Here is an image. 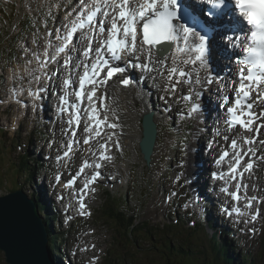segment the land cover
<instances>
[{
    "label": "snow or ice",
    "instance_id": "snow-or-ice-1",
    "mask_svg": "<svg viewBox=\"0 0 264 264\" xmlns=\"http://www.w3.org/2000/svg\"><path fill=\"white\" fill-rule=\"evenodd\" d=\"M209 3L211 7L208 14L216 19L201 24L182 9L181 0H81L79 10L74 9L76 15L64 26L66 34L57 37L63 41L62 45L51 55L46 49L45 59L37 57V61L39 68L45 69L47 63L57 60L58 54L66 52L74 35L84 30L82 38L87 42L82 53L84 61L75 66L83 67V72L78 74L79 87L74 93H69L67 89L75 81L70 77L64 79L65 94L59 97L58 111L63 113L69 110L68 96L74 94L77 103L70 106L69 125L79 126V104L87 101L83 109L87 115L84 131L90 135L85 137V144L100 136L103 127H118L117 124L108 122L106 113L101 115V110L106 107L105 96L101 94L97 97V91L106 88L113 77H117L125 87L136 84L137 81L125 75L127 67L131 66L140 71V81L150 80V86L162 93L159 99L167 106L165 111L176 103L184 104L185 107L178 113L180 120L196 119L201 114L200 101L203 93L213 84L219 83L221 86L217 91L221 93L223 101L220 107L225 110L226 131L233 132L237 128L241 130L231 138L228 146L231 149L232 163L227 176L236 180L238 175L242 178L243 172L253 168L252 156H255L256 149L252 145L257 143V136L261 128H264V109L256 111L260 105H264V0H209ZM224 16L227 17L226 21L220 23L218 18ZM207 24H216L218 30L224 33L221 38L228 49L234 55L238 53L234 60L237 69L231 76L221 78L211 69ZM118 62H123L125 66H120ZM69 63L70 58L66 57L64 66ZM33 78L39 82L41 76ZM225 91L230 92L231 96L225 95ZM29 95L34 100L37 99L39 90L30 92ZM97 99L100 101L99 109ZM244 132L251 135L244 136ZM72 134L75 136V131ZM216 135L220 133L217 132ZM223 138L230 139L228 136ZM241 140L248 146L246 149L241 148ZM258 142L264 145V140ZM73 143L74 141L68 143L65 157L72 151ZM116 146L119 147L118 144ZM99 147L101 152L98 159L109 160L106 144H100ZM229 155V151H223L215 163L220 165ZM245 156L249 157L248 162L243 171H238ZM88 166L90 165L85 162L80 173ZM101 167V163L95 164L96 169ZM99 175L98 171L94 173L85 182L84 189L94 183ZM214 177L224 179L225 175L214 174ZM74 181L75 177L66 186ZM235 187L236 191L230 195L234 201L239 202V191L241 187L246 189L247 185L238 182ZM222 191L227 192V189ZM253 201L259 203L257 197L252 196L247 198L245 207L251 208ZM83 207L81 204V208ZM232 211L243 215L238 207H233ZM258 214L257 210L252 219L255 220Z\"/></svg>",
    "mask_w": 264,
    "mask_h": 264
},
{
    "label": "rangeland",
    "instance_id": "rangeland-1",
    "mask_svg": "<svg viewBox=\"0 0 264 264\" xmlns=\"http://www.w3.org/2000/svg\"><path fill=\"white\" fill-rule=\"evenodd\" d=\"M47 1L50 3V5L47 3ZM60 1L61 0H21V1L15 0L14 3L10 2L4 4V2L0 0V12H2L3 10L4 11L7 10V12L9 14H12V16L16 14L27 15L29 13H33V16L36 17V13L35 11H33V9L38 10L39 8H43L45 14L50 16V19H52L50 23L54 25L53 26L54 28L57 26H61V24L66 21L67 17H68V21L71 19V17L68 16L70 12H68L65 16L59 14V12L64 11L65 9V5L63 3H60ZM80 3L81 2H78V5H80ZM28 5L30 6L31 10L30 8L27 7ZM78 5L75 6L74 8L75 10H78ZM16 22L17 19H15L13 25H15ZM41 27H42V32L39 33L35 37V40L31 41L30 44H28L27 43L28 40H26V41H21L20 45L16 48H13L11 46L8 47L5 44L0 46V51H1L0 52V96H2L6 101L0 103L3 104L9 102L7 87L10 84H16L21 87L35 86L34 78L29 80L27 79L32 74L33 77L36 76V73L34 72L35 68L32 67V62L24 57V54L20 55L21 53L20 49L21 48L23 50H27L31 48L39 49L40 47H42L43 45L42 39L44 32H46V29L44 28V25L42 23H41ZM13 50H15L19 55L13 63L12 62L10 63L7 60L13 55L12 52ZM144 85H146L148 89H154L151 86H149L147 83H145ZM106 91L107 93L113 94L112 87L107 88ZM124 93L125 91L122 92V94ZM152 95L155 96L157 94L154 93ZM26 97L27 95L25 94L24 98ZM158 102H160V100H158ZM50 104H52V99L50 101ZM117 105H118V101H117ZM120 105L124 106L127 109L123 97H121ZM6 106L7 105H3L0 107V189L2 191L1 196H3V194L4 196L6 194L8 195L11 193V190H17L20 188L27 194L29 198H34L33 195H35L36 199L39 200L40 206L42 205L45 207L46 205L40 201L36 193V188L39 191L42 190V186H40L41 177H44L46 174H48L47 181L51 183L55 173L57 172L58 173L67 172L68 174L71 173L76 168L77 164H79L83 159L91 157L96 153L97 145L90 146L88 150L80 149L77 153L73 155V157L71 158L72 160L68 167L67 165L57 166L55 163H53L52 160L46 161L45 157L48 156L49 154L56 155L62 152L65 148L66 140L63 138L62 135L63 127L57 126V124L54 125V120L51 119V110H49V108H46L43 112L40 110V108H38V106L36 108V106H32V104H27L26 105L27 111L24 112V111H19V109L17 108L5 109ZM119 110L120 112L118 113L117 106L115 105L109 107V114L115 113V119L117 116L118 124L117 122L115 123L118 125V131L116 133V137L110 136L111 139H108L109 136H107L106 138L108 139V141L115 143L118 141V143H120L122 149L124 150V154L117 153L116 159L113 161V163L108 164L105 170L108 172V176H112L109 179L113 181V179L115 178L116 179L115 184H117L120 189L122 188L126 192L128 199H131L132 207H137L141 205L140 217L142 220H147L150 222L152 221L155 222V220H157L158 222L157 224H162V223H164V225L168 224L172 222L171 219H175V215L172 213L171 208H169L170 212H168L169 210L163 211L164 207L162 204V198H163L162 196L165 195L166 192L172 190V188L174 187H176V190L179 193L178 196H180V194L184 195V193L186 192L185 188L180 187L179 185L180 183L174 184L176 179L175 174L178 169V162L181 161L184 163L185 162L184 159H187L185 153L178 152L180 150V145L184 141L178 140L179 137H170L169 136L170 133L166 131L168 130V128L164 131V127L161 126L160 138L159 141H157V148L154 153V160H155L154 166L152 168L143 170V173L141 174L143 182L141 184H138V176L136 174H133V171L135 173V166L139 165L141 167V163L138 162L139 153H138L137 142L132 140L129 141L131 143L128 144L127 141V136L131 134L129 132L136 134V127H138L137 122L133 118L134 125L131 126L129 125V127H127L126 125L127 121L125 120L126 110L124 108ZM215 117H217V115ZM220 117L221 115L219 114V118ZM108 118L111 121H113L111 117ZM220 123L222 124L221 120ZM16 125H18L17 131H21L20 135L16 134L17 131L12 133V130H14L17 127ZM7 129H11L10 132H8ZM34 132H42L45 134V136L39 135V137L37 136L34 138L33 137ZM204 133L205 132H203V134ZM210 137H211V133L209 132L207 139H209ZM219 140L220 139H218L217 142L218 144H219ZM27 142H29L28 145ZM19 147H21L22 149L20 150ZM201 149H202L201 147L197 149V153H198L197 158L200 159V161H202L203 158V151ZM192 150H195L193 146L191 147V151ZM27 151L30 155V160L32 162H34L33 159H37V162L39 164H41L42 161H45V167L43 171L41 172L38 171L36 176L30 178L28 171H24L22 173L19 171L20 172L19 174L16 168L19 156L22 153H27ZM189 168L190 167L188 164V169ZM201 174L202 172H199V175ZM148 175L149 178L146 177ZM158 177H161V179H159ZM179 177H182V183L186 187L187 182L185 179V174L182 173L179 175ZM127 182L130 184L128 185L130 186V188L125 187ZM262 182H264V179H262ZM142 186L145 187L142 188ZM113 190L116 191L117 188L115 187ZM97 194L96 197H92L91 199L92 201L91 206L95 208V215L93 216L92 221H89L86 218L76 220L75 222H78V224L73 226L74 224L73 223L71 225L73 228L70 229L69 233L67 234V237L63 241L61 240L63 237H65V235H63L62 233V228L58 227L57 225H54V229H53L54 231L50 237L59 239L61 241L60 242L61 249H65V247L68 246L71 249L75 250L76 245L80 243L81 240L80 238L73 240L74 236L76 235V233L80 231L81 228H83L86 225L87 222H91V228L89 229L97 230V232L93 231L94 233L93 236H94V242L99 243V249L95 251V254L97 256L96 263L104 264L105 259L110 257L111 259H113L117 253L119 255V252L124 253L125 251L121 249V247H119V249L117 250L116 246L113 244V239L121 235L116 234L115 233L116 230L113 231L114 233L110 230V228L113 229L112 224L101 220V215L99 214L100 207L98 206L100 200H103L104 196L102 195V193L100 192L98 193V190H97ZM160 194H162V196ZM176 199L177 198H175L174 201H176ZM174 204H176V202H174ZM61 207L63 206L61 205ZM61 207L58 206V210H60ZM44 210L45 208L43 209V211ZM206 213L208 215V218L211 217V214L214 217V219L212 218L208 219V222H210L211 225L214 224L213 222H219L216 219L217 214L209 210L206 211ZM50 214H52V212L50 213L43 212V215L45 217H47V215ZM160 214H162L163 216L159 217ZM157 216L158 218L156 219ZM160 227H162V225H160ZM195 228L196 227H194L193 229ZM198 229L196 230L197 232L195 231L193 232L192 230H190V227L184 225V226H179L178 230L172 233L174 246L177 244H182L190 248L189 250H192V255L190 256L189 259L185 260V263L186 264H217V261H220L221 264H223V260H224L223 256H219L217 258L216 255L214 257V253H213L214 245L211 242L212 241L211 238L215 233H217L216 232L217 230L212 229L210 226L208 227L200 226L198 227ZM120 234H123V232L120 231ZM121 243L122 246L126 244V242H123V239H121ZM140 243L142 244V246H147L148 248H150V244L148 245L147 243H145V241H140ZM251 244L253 245L251 249L243 248L241 246L243 244H240L235 250L229 249V255L234 257V259H239L240 262H243L244 261L243 256L247 255L250 258V260H252V264H264V253H263L264 230L259 237L253 240ZM233 246H235V243ZM157 247L158 249L153 250V252L150 255L144 254L142 256L145 258L146 256H149V258L152 257L151 260L155 259L156 261L159 262V264H162L161 256L164 257V255L162 254L161 249H159V245ZM111 248L113 249V251L110 250ZM136 252L137 250L134 245L133 249L130 250V254L134 255L136 254ZM83 256L84 253L82 252L78 253L77 261H79L82 258L80 264H84L82 263V261L84 260ZM98 256L102 258L100 263H98L99 261ZM136 257H139V255L137 254ZM53 260L56 264H60L57 258ZM87 260H89V258H87L86 261ZM129 260L130 258H128V263L133 264L132 261L129 262ZM77 261L75 260V262ZM137 262L138 261H136V264ZM62 263L66 264L64 260H62ZM0 264H6L2 252H0Z\"/></svg>",
    "mask_w": 264,
    "mask_h": 264
},
{
    "label": "water",
    "instance_id": "water-1",
    "mask_svg": "<svg viewBox=\"0 0 264 264\" xmlns=\"http://www.w3.org/2000/svg\"><path fill=\"white\" fill-rule=\"evenodd\" d=\"M143 122L139 149L149 162L156 128L151 114ZM47 235L36 204L22 191L0 197V252H4L7 264H53Z\"/></svg>",
    "mask_w": 264,
    "mask_h": 264
},
{
    "label": "bare ground",
    "instance_id": "bare-ground-1",
    "mask_svg": "<svg viewBox=\"0 0 264 264\" xmlns=\"http://www.w3.org/2000/svg\"><path fill=\"white\" fill-rule=\"evenodd\" d=\"M200 5H203L200 4ZM197 11L199 8H197ZM68 19V18H67ZM220 23H222V21H219ZM216 26V24H214ZM217 30V29H216ZM224 33L220 30H217L213 33L212 35V38L209 40V45H208V50L210 51V56H208L209 58V61H210V66L211 67H215L216 71L218 72L222 66L220 64H222L221 61H226V58H227V62L228 63L230 61V57H233V53L231 52L230 49H228L227 47V44L225 43V41L222 40V35ZM78 61H79V58H77ZM221 60V61H220ZM236 65V64H234ZM233 64H231L230 68H232ZM231 76V74H230ZM146 83V82H145ZM145 83L143 84H134L132 86H130L129 88L127 89H122L118 86L117 83H115V81L111 82L104 90L106 91L107 88L109 87H112L113 89V94L112 93H107V96L110 97V101L107 100V104H108V108L115 105L117 106V110H118V113H119V109L121 107H123L125 110H126V116H125V120L127 121L126 125L127 127H129V125H134V120L133 118L135 119V121L139 122L140 118L145 114V113H148V112H151L154 111V121L155 123L157 124L159 121H161L160 118H162V114L161 112H159L156 108L154 107H151V103L152 100L149 99L148 95L149 94H154V93H158L159 91L157 89H148L146 85H144ZM125 91L124 94H122V92ZM107 92V91H106ZM157 96V95H155ZM121 97H123L125 103H126V107L127 109L120 105L121 104ZM118 101V105H117V101ZM159 103V102H158ZM157 103V104H158ZM211 103H209V109H207L206 111L207 112H210L211 108H212V105H210ZM119 106V107H118ZM84 109V106L82 105V108H81V111H83ZM112 111V110H111ZM113 119L115 118V113H111ZM124 115V114H123ZM161 116V117H160ZM22 119V118H21ZM32 120V119H31ZM129 121V122H128ZM215 122L219 123V120H215ZM140 123V122H139ZM33 129V128H32ZM219 129L222 130L223 127L220 125L219 123ZM210 132V131H209ZM131 134H129L127 136V141H128V144H130L131 142L129 141H132V140H139L141 138V130H139L138 127H136V134L135 133H132V132H129ZM135 134V135H134ZM158 134V133H157ZM156 134V135H157ZM124 136V135H123ZM157 141H158V136L153 144L154 146V150L151 154V158H154V153L156 151V148H157ZM222 141V139H221ZM202 148V146H199L198 143H196L193 148H195V151H194V154L195 156L197 157V149L199 148ZM90 148V147H89ZM89 148H86V150H88ZM124 154V153H123ZM200 160V159H198ZM203 160H206V155L203 153V158H202V161ZM143 161V160H142ZM190 169V168H189ZM188 171L189 172H192V170L190 169ZM206 168H204V166H202V168H197V171L195 170L194 172H192V175L195 176L198 181H197V184L195 185L194 188H192V192L197 194L198 191H200V186L202 184L201 182V175L205 172ZM199 172H202L201 175H199ZM37 189V188H36ZM37 193L38 195L40 196L41 199H44V196L42 195L43 191H39L37 190ZM65 203H67V201H65ZM68 204V203H67ZM67 207V206H66ZM71 207L72 208H75L76 209V205L74 203L71 204ZM63 208V207H62ZM80 219H85V217L81 216V215H78L76 218H75V221L76 220H80ZM214 219V218H212ZM198 229V227H196L194 229L195 232H197L196 230ZM182 230V229H181ZM199 230V229H198ZM54 231V230H51V232ZM193 231V232H194ZM150 234V233H149ZM56 242H59V239H56ZM47 245H48V242H47ZM190 248H188L189 250ZM147 257V256H146ZM149 257H147L148 259ZM65 261L68 263V264H71L70 262V259L66 253L65 255ZM42 264V262L40 263ZM155 264V263H154Z\"/></svg>",
    "mask_w": 264,
    "mask_h": 264
},
{
    "label": "trees",
    "instance_id": "trees-1",
    "mask_svg": "<svg viewBox=\"0 0 264 264\" xmlns=\"http://www.w3.org/2000/svg\"><path fill=\"white\" fill-rule=\"evenodd\" d=\"M18 164L19 163H17V166ZM26 167L33 175L35 170L30 166L26 165ZM18 169L21 172L20 166H18ZM132 213L134 212L132 211ZM132 213L121 212L115 209L109 210L108 214L105 213L104 210L102 211V219L105 220V222H108L107 220L110 221L109 223L113 225V230H116L115 233L121 235L125 241H128V243L131 245V249H133L134 245L136 247L137 252L134 255L130 254L131 249H128V247H124V253H119V259L120 261L122 260V264H127V257L130 258L129 262L132 261L133 264H136V261H138L137 264H159V262L155 259L151 260L152 257L146 259L149 256L146 258L142 256L144 254L150 255L153 250L158 249V245L159 249H161L162 254L164 255V257L161 256L162 264H186L185 260L192 255V252L186 249V246L182 244H177L174 246L173 234H171V232L169 233L165 230L159 229L156 230V234L153 235V231L151 229L143 227V225L135 224L133 221L135 215L131 217ZM120 231H122L123 234H120ZM140 241H145L148 245L150 244V248L142 246ZM55 250L57 252V248L55 246L52 247V252H55ZM216 251L217 258L219 256L224 257L223 264H242L237 259H234V257L232 258L229 256L228 252H226L223 247H220L219 251ZM137 254L139 257H136ZM115 264L119 263L115 261Z\"/></svg>",
    "mask_w": 264,
    "mask_h": 264
},
{
    "label": "clouds",
    "instance_id": "clouds-1",
    "mask_svg": "<svg viewBox=\"0 0 264 264\" xmlns=\"http://www.w3.org/2000/svg\"><path fill=\"white\" fill-rule=\"evenodd\" d=\"M34 199V198H33ZM33 201V200H32ZM35 204H36V206H37V210H38V213H39V215H40V217H41V219H42V222H53V217L51 216V214L50 215H47V217H45L44 215H43V212H45V210L43 211V209L45 208L44 206H42V207H40L39 205H38V200H37V202L36 201H33ZM48 203V202H47ZM58 222H61V220H60V218H59V220H58Z\"/></svg>",
    "mask_w": 264,
    "mask_h": 264
}]
</instances>
